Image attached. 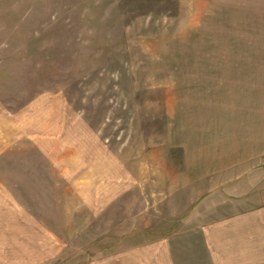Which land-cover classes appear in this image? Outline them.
Returning a JSON list of instances; mask_svg holds the SVG:
<instances>
[{
	"label": "rangeland",
	"instance_id": "374dc122",
	"mask_svg": "<svg viewBox=\"0 0 264 264\" xmlns=\"http://www.w3.org/2000/svg\"><path fill=\"white\" fill-rule=\"evenodd\" d=\"M202 1L0 0V264H203L262 192L263 151L217 168V88L263 45Z\"/></svg>",
	"mask_w": 264,
	"mask_h": 264
},
{
	"label": "crops",
	"instance_id": "0c3cea01",
	"mask_svg": "<svg viewBox=\"0 0 264 264\" xmlns=\"http://www.w3.org/2000/svg\"><path fill=\"white\" fill-rule=\"evenodd\" d=\"M202 2L214 7L216 14H238L239 21H227L226 28L246 31L243 37L248 40L238 43L262 44L264 55V0ZM218 86L222 109L218 113L223 117L224 112L231 114V121L225 119L221 123L225 128L231 125V137L225 138L228 140L222 147L226 151L225 160L217 168L250 171L253 166L247 168L245 164H259L264 152V67L234 70L230 78ZM262 187L258 196L250 198L248 208L221 215L214 223L193 229L190 235L200 263L264 264V185Z\"/></svg>",
	"mask_w": 264,
	"mask_h": 264
}]
</instances>
